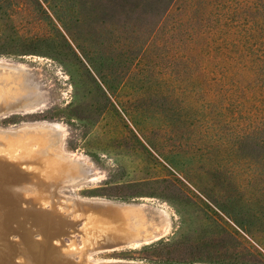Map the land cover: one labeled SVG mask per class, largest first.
<instances>
[{
    "label": "rangeland",
    "instance_id": "1",
    "mask_svg": "<svg viewBox=\"0 0 264 264\" xmlns=\"http://www.w3.org/2000/svg\"><path fill=\"white\" fill-rule=\"evenodd\" d=\"M0 61V264H264V0H0Z\"/></svg>",
    "mask_w": 264,
    "mask_h": 264
},
{
    "label": "bare ground",
    "instance_id": "2",
    "mask_svg": "<svg viewBox=\"0 0 264 264\" xmlns=\"http://www.w3.org/2000/svg\"><path fill=\"white\" fill-rule=\"evenodd\" d=\"M1 62V61H0ZM3 62V61H2ZM1 62V63H2ZM5 62V61H4ZM6 63H8V62H6ZM5 63V64H6ZM9 64V63H8ZM13 64V63H12ZM15 64H17V63H15ZM10 65V64H9ZM18 67H20V68H22L23 70H26V67L23 65V64H20ZM14 68V67H13ZM18 70H20V69H18ZM17 70V71H18ZM16 71V70H15ZM12 74V79L13 80H19L20 79V76L18 75V74H16V73H11ZM24 77V76H23ZM25 79V78H24ZM21 85V84H20ZM20 88H21V90H22V94H23V97H24V90L26 89L23 85H21L20 86ZM23 99H25V98H23ZM20 101V100H19ZM43 100L42 99H40L37 103H35L32 107L30 106L29 108H31V109H34V108H36V107H38L39 105H41V102H42ZM26 108H27V106H26ZM14 109V108H13ZM14 110H16V109H14ZM19 111V110H18ZM31 111V110H30ZM43 123V122H42ZM44 124V123H43ZM54 124V123H53ZM45 125H46V122H45ZM50 126L52 125V124H49ZM48 125V126H49ZM55 125H57V128H58V126H60L58 123L57 124H55ZM47 126V125H46ZM52 126H54V125H52ZM55 127V126H54ZM22 132V131H21ZM61 134H62V132H61ZM41 137V136H40ZM61 139H62V137H61ZM61 141V140H60ZM89 180V179H88ZM129 204H127L126 206H128ZM130 206H131V204H130ZM125 212H126V214H127V216L129 217L130 215H131V213H132V211H130V209L129 210H125ZM125 212H122L121 210H116V211H114V213H111L110 214V216L109 217H114L116 214H121V213H125ZM126 216V215H125ZM126 216V217H127ZM127 219V218H126ZM130 226V225H129ZM134 227V226H133Z\"/></svg>",
    "mask_w": 264,
    "mask_h": 264
}]
</instances>
